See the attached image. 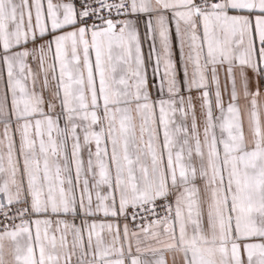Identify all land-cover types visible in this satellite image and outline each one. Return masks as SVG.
Wrapping results in <instances>:
<instances>
[{"label": "snow or ice", "instance_id": "snow-or-ice-1", "mask_svg": "<svg viewBox=\"0 0 264 264\" xmlns=\"http://www.w3.org/2000/svg\"><path fill=\"white\" fill-rule=\"evenodd\" d=\"M0 264H264V0H0Z\"/></svg>", "mask_w": 264, "mask_h": 264}]
</instances>
